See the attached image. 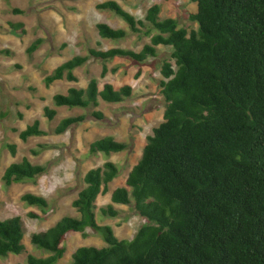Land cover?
<instances>
[{
    "label": "trees",
    "instance_id": "1",
    "mask_svg": "<svg viewBox=\"0 0 264 264\" xmlns=\"http://www.w3.org/2000/svg\"><path fill=\"white\" fill-rule=\"evenodd\" d=\"M197 12L190 19L198 24L188 29L174 17L161 18L162 6L151 5L143 19L126 10L120 0L97 4L123 18L133 33L150 39L140 51L112 47H91L58 65L45 77L49 87L58 80L78 81L75 71L91 59L104 63L102 77L110 71L107 62L115 58L138 63L158 55L160 45L172 49L161 66L159 81L166 105L164 120L154 128L139 161L128 174L126 185L115 188L114 203L134 204L145 219L132 239L119 238L110 225L98 223L96 202L110 191L119 176L118 163L107 160L89 169L85 187L73 201L81 216L65 215L47 230L33 232L32 244L48 253L27 255L17 264H57L66 253L64 242L70 232L86 235L91 227L103 234L106 245L80 246L70 264H264V0H192ZM13 12L22 14L21 8ZM24 34V22H10ZM99 35L124 39L129 30L97 24ZM37 38L28 47L33 55L42 43ZM1 53L11 54L4 49ZM112 71H117V67ZM141 74V69L137 76ZM133 94V86L120 88L110 82L100 87L93 77L87 87L72 86L56 93V106L96 109L100 100L122 103ZM44 114L54 121L58 110L45 106ZM22 115V114H21ZM6 116L0 114V121ZM85 114L67 116L54 127V134L66 133L86 120ZM17 131V129H15ZM49 132L36 119L19 131L23 141ZM48 144L33 149L39 154ZM16 156L18 145L7 144ZM130 144L105 136L90 144V153L126 151ZM47 171L28 157L6 167L7 186L35 179ZM22 200L47 209L49 200L25 193ZM105 217L120 212L112 204L101 208ZM30 217L38 218L35 212ZM26 225L21 215L0 219V258L26 252Z\"/></svg>",
    "mask_w": 264,
    "mask_h": 264
},
{
    "label": "rangeland",
    "instance_id": "2",
    "mask_svg": "<svg viewBox=\"0 0 264 264\" xmlns=\"http://www.w3.org/2000/svg\"><path fill=\"white\" fill-rule=\"evenodd\" d=\"M103 1L0 0V51H11L10 55L0 52V114H6L0 121V219L21 215L27 229L24 239L26 252L0 258V264L25 262L29 253L48 255L32 244V233L47 230L65 215L80 217L73 201L85 187V174L107 160L118 163L121 171L110 184V191L97 199L98 223L110 225L121 239H132L145 222L137 214L134 204L114 203L111 194L115 188L126 185L129 172L142 156L148 136L164 120L166 101L159 81L162 78V63L170 58L172 49L160 45L158 55L149 57L143 63L115 58L106 63L110 71L105 77H102L104 63L91 59L76 69V82L65 79L48 87L44 81L58 65L76 55L88 54L91 47H121L140 51L150 42L149 37L133 33L127 22L113 11L98 9L97 4ZM120 3L139 19L145 17L151 5L159 3L162 6V19L174 17L180 26L188 29L198 27L190 19V15L197 12V4L192 0H120ZM14 8H21L24 12L16 14ZM10 22H24L27 32L22 34L14 30ZM99 22H106L114 28H125L129 34L124 39L103 38L97 29ZM37 38H43L44 42L33 55H29L27 49ZM115 67L117 71H112ZM140 69L141 74L137 76ZM93 77L99 79L101 89L105 82L112 83L115 88L131 84L133 94L122 103H108L101 99L96 109L104 112L103 119L93 116L92 108L54 105L53 96L56 93H67L72 86H87ZM45 106L58 110L54 121H49L45 116ZM79 114L86 115L84 122L74 125L66 133H53L61 119ZM36 119L41 120L42 128L49 134L23 141L19 131ZM109 135L128 142L130 148L110 156L101 152L90 153L93 141ZM9 143L18 145L16 156L7 147ZM40 144L49 146L39 154H33L32 150L38 149ZM24 157L35 164L45 165L47 171L33 180L7 186L3 181L6 167L13 162H21ZM29 192L45 196L50 206L43 209L25 203L22 196ZM109 204L119 210L117 217L102 215L101 208ZM30 212L37 213L39 217H30ZM64 245L67 251L57 264H70L73 253L80 246L103 247L106 242L101 232L87 227L86 235L70 232Z\"/></svg>",
    "mask_w": 264,
    "mask_h": 264
},
{
    "label": "crops",
    "instance_id": "3",
    "mask_svg": "<svg viewBox=\"0 0 264 264\" xmlns=\"http://www.w3.org/2000/svg\"><path fill=\"white\" fill-rule=\"evenodd\" d=\"M58 81H60V80H58ZM84 87H87V86H84Z\"/></svg>",
    "mask_w": 264,
    "mask_h": 264
}]
</instances>
